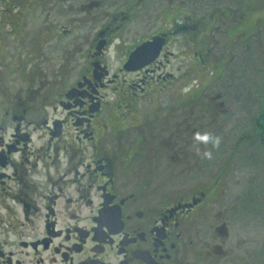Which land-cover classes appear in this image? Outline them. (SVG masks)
Segmentation results:
<instances>
[{"label": "flooded vegetation", "instance_id": "obj_1", "mask_svg": "<svg viewBox=\"0 0 264 264\" xmlns=\"http://www.w3.org/2000/svg\"><path fill=\"white\" fill-rule=\"evenodd\" d=\"M153 1L0 0V264H264L260 170L195 116L247 118L245 13Z\"/></svg>", "mask_w": 264, "mask_h": 264}, {"label": "rangeland", "instance_id": "obj_2", "mask_svg": "<svg viewBox=\"0 0 264 264\" xmlns=\"http://www.w3.org/2000/svg\"><path fill=\"white\" fill-rule=\"evenodd\" d=\"M165 0H154L151 4L152 7L147 10L144 15L145 20H155L157 12V6L155 3ZM192 1L199 3L200 6H228L236 11L235 17L239 20L241 14L239 11L245 13V28L249 31L243 34L241 42L238 43L239 38H234L232 41V62H231V76H232V90L233 94H237V104H243L247 106V118L242 123L239 116L236 119L226 120L224 114L220 111H214L216 117L212 120V124L203 125L208 116L209 111L203 110L201 107L196 109V112H200L195 116L199 118L201 130H211L216 133L217 143L224 142V136L229 138V147H233L232 158L233 163H243L248 165L247 168L254 173H258L254 181L262 180L263 188L260 194L256 196L253 203H251L253 219L259 221L261 225H264V134L260 136H254L253 130L255 128V115L258 116L263 111L264 106V0L260 3V0H185L188 4ZM263 6L261 9L256 6V3ZM166 2H163L162 6H165ZM27 8V7H26ZM31 16V14L29 15ZM32 17H30L31 19ZM144 18H141V20ZM237 20V21H238ZM236 20L230 22H237ZM144 24V22H143ZM252 33V34H251ZM240 37V38H241ZM233 38V37H232ZM231 38V39H232ZM240 49L243 50L242 55H238ZM218 51V50H217ZM240 98L244 101L240 100ZM202 101L209 102L207 98H201ZM240 101V102H239ZM188 110V109H187ZM220 112V113H219ZM213 114V113H212ZM186 111L184 116H186ZM210 118V117H209ZM207 123H209V119ZM195 124H185V130L193 131ZM257 134V132H256ZM231 142V143H230ZM197 147V144H194ZM216 155V154H215ZM250 172V173H251ZM249 173V172H248ZM250 179V177L248 178ZM254 194L249 195V197ZM264 244L262 245V247ZM256 251V250H255Z\"/></svg>", "mask_w": 264, "mask_h": 264}, {"label": "trees", "instance_id": "obj_3", "mask_svg": "<svg viewBox=\"0 0 264 264\" xmlns=\"http://www.w3.org/2000/svg\"><path fill=\"white\" fill-rule=\"evenodd\" d=\"M240 100L241 101H243L241 98H240ZM244 102V104H245V101H243ZM247 107V106H246ZM263 121H264V117L263 118H261V117H257L256 118V122L254 123L255 124V128H254V130H253V135L254 136H260V135H255L256 134V132H260L259 134H262V132H264V123H263ZM258 130V131H257Z\"/></svg>", "mask_w": 264, "mask_h": 264}, {"label": "water", "instance_id": "obj_4", "mask_svg": "<svg viewBox=\"0 0 264 264\" xmlns=\"http://www.w3.org/2000/svg\"><path fill=\"white\" fill-rule=\"evenodd\" d=\"M150 45V44H149ZM148 44H144L143 46H141L130 58V62H135L137 60V57L139 55V53L146 51L149 47Z\"/></svg>", "mask_w": 264, "mask_h": 264}, {"label": "clouds", "instance_id": "obj_5", "mask_svg": "<svg viewBox=\"0 0 264 264\" xmlns=\"http://www.w3.org/2000/svg\"><path fill=\"white\" fill-rule=\"evenodd\" d=\"M203 139H205V140H206V139H207V137H203Z\"/></svg>", "mask_w": 264, "mask_h": 264}]
</instances>
